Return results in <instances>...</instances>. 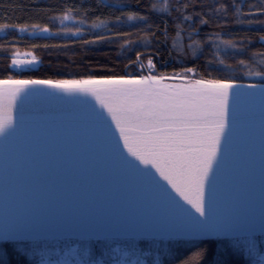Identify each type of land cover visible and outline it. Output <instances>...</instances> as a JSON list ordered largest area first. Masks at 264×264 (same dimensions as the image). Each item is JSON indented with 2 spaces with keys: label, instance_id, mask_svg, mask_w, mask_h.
<instances>
[{
  "label": "trees",
  "instance_id": "1",
  "mask_svg": "<svg viewBox=\"0 0 264 264\" xmlns=\"http://www.w3.org/2000/svg\"><path fill=\"white\" fill-rule=\"evenodd\" d=\"M153 4L154 0H0V24L17 25L0 30V80L109 79L136 72L142 77L169 75L163 79L168 83H264V76L249 74L264 71V0H167L163 11ZM32 56L37 58L34 64H12ZM189 68L193 71L186 72ZM253 241L251 254L245 235L24 238L0 244L19 253L27 264H39L42 256L69 242L102 255L104 264H115L118 246L149 264H257L264 254L259 247L264 234H255ZM18 258L0 249V264H15Z\"/></svg>",
  "mask_w": 264,
  "mask_h": 264
},
{
  "label": "water",
  "instance_id": "2",
  "mask_svg": "<svg viewBox=\"0 0 264 264\" xmlns=\"http://www.w3.org/2000/svg\"><path fill=\"white\" fill-rule=\"evenodd\" d=\"M93 110L103 113L102 126L93 119ZM12 116L17 131L0 139V228L20 229L12 239L246 235L239 229L200 236L168 234L164 229L179 221L171 220L172 201L162 192L195 210L153 166L128 152L107 109L12 110ZM262 116L264 111L229 115V133L205 193L210 213L245 211L251 204L257 219L264 215ZM125 156L163 188L127 167ZM255 234L264 232L257 228Z\"/></svg>",
  "mask_w": 264,
  "mask_h": 264
},
{
  "label": "snow or ice",
  "instance_id": "3",
  "mask_svg": "<svg viewBox=\"0 0 264 264\" xmlns=\"http://www.w3.org/2000/svg\"><path fill=\"white\" fill-rule=\"evenodd\" d=\"M152 7L156 8L157 5L153 4ZM183 7L187 8L188 5L184 4ZM260 7L264 10V4ZM184 19L190 20L191 17ZM201 23L207 21L202 20ZM8 27L17 25L0 24V30ZM260 39L264 40V36ZM193 43L200 42L194 40ZM36 62V56H32L31 60L14 59L12 64L30 65ZM149 64H152L151 60ZM192 71L191 68L186 70ZM249 74L264 76V71ZM162 79L159 76H144L138 79L0 80V139H7L17 131L19 126L18 123L13 126L12 110L16 107L20 93L30 86L42 85L67 92L91 94L116 122L128 152L142 164L153 166L191 209L195 210L192 212L185 209L170 193L162 192V195L172 201L175 218L171 220L179 221L175 226L164 230L170 235L200 236L239 229L246 233L245 239L249 242L251 254L255 247L253 238L256 229L264 232V215L257 219L251 204L245 211L232 209L210 213L205 197L206 189L211 184L213 166H217V157L221 156V142L225 143L229 133V102L233 98L238 102L241 94L234 89L245 86L227 79H200L191 85L170 88L161 84ZM247 87L256 89L247 95L250 98L259 96L264 105V85L251 84ZM92 117L98 125H103V113L93 110ZM23 119L24 117L21 123ZM123 160L127 167L143 179L163 188L150 172L140 168L134 160L127 156ZM19 231L20 229L10 227L0 228V240L12 239ZM0 249H7L10 257L18 256L15 264H27L8 245L0 244ZM70 255L71 260L67 256L55 261L52 257L42 256L41 261L42 264H94V254L90 255L87 250L81 252L72 249ZM133 255H136L135 260L128 257L127 253L124 254L126 259L117 256L115 264H144L139 255L135 252ZM199 255L201 254L198 253Z\"/></svg>",
  "mask_w": 264,
  "mask_h": 264
},
{
  "label": "bare ground",
  "instance_id": "4",
  "mask_svg": "<svg viewBox=\"0 0 264 264\" xmlns=\"http://www.w3.org/2000/svg\"><path fill=\"white\" fill-rule=\"evenodd\" d=\"M138 79V78H136ZM165 85V84H162ZM176 88L180 86H170ZM234 89L240 92L237 102L235 98L229 102V115L263 112L264 105L261 104L259 96L250 98L247 93L256 91L247 87ZM85 110V109H106L101 106L95 96L83 92H67L60 89L49 88L42 85H34L20 93L16 100V107L13 110L26 112H47L58 110ZM261 264V263H258Z\"/></svg>",
  "mask_w": 264,
  "mask_h": 264
},
{
  "label": "rangeland",
  "instance_id": "5",
  "mask_svg": "<svg viewBox=\"0 0 264 264\" xmlns=\"http://www.w3.org/2000/svg\"><path fill=\"white\" fill-rule=\"evenodd\" d=\"M154 4L157 5V7L155 8L156 10L163 11L164 6H165L164 5L165 4V0H154ZM160 4H161V6H160ZM159 6H160V8H159ZM21 60H27V59L22 58ZM22 65H27V64H22ZM16 66H19V65H16ZM164 73H166V70H164ZM137 75L138 74H136V72L134 74H132V76L134 78H141L142 77L141 75H139V76H137ZM159 77H163V79H164L165 77H171V76L164 75V76H159ZM175 78H180V79H184V80L187 79V78H185L183 76L182 77L175 76ZM163 79H162V81H163ZM176 85H183L184 86V84H180V83L179 84H176ZM64 246H65L64 249L56 248L51 253L45 254L43 257H52L53 260L55 261V260L63 259L64 257L67 256L71 260L70 252H71L72 249H77V250H79L81 252L87 250V252L90 255L94 254V264H103V262H102V255H100L98 253H94V252L90 251L89 249H83L82 250V249H80V246L77 243H71V242H69V243H65ZM259 247H261L264 250V242ZM117 250H119V251H117ZM114 251H115V253L113 255L116 256V257L119 256V257H121V259H126L125 256H124L125 253H127L128 254V257H130L132 260H135L136 259L135 256H130L129 253L123 247H121V246L115 247L114 248ZM143 261H144V264H149L147 261H145V260H143ZM258 263L264 264V254L261 256V258H260V260H259ZM39 264H42L41 259H40Z\"/></svg>",
  "mask_w": 264,
  "mask_h": 264
}]
</instances>
